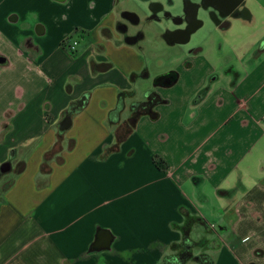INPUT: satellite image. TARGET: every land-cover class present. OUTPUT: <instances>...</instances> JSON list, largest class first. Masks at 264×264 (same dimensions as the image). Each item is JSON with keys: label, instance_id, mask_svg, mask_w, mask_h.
<instances>
[{"label": "crops", "instance_id": "1", "mask_svg": "<svg viewBox=\"0 0 264 264\" xmlns=\"http://www.w3.org/2000/svg\"><path fill=\"white\" fill-rule=\"evenodd\" d=\"M125 1L0 0V169L25 163L0 200V264H163L178 253L187 215L207 224L197 205L211 203L206 183L223 216L219 231L208 224L223 246L213 264H264V52L256 55L264 32H250L253 44L226 64L206 58L200 47L184 61L176 53L194 45L206 25L224 39L235 27L258 28L264 0H244L247 14L224 31L206 23L187 44L174 33L165 36L179 28L172 22L155 25L153 50L174 52L178 80L145 89L169 103L159 107L157 121L143 117L133 130L126 122L132 101L143 99V78L132 75L147 69L150 80L153 56L146 39L129 41L131 22L148 15V4L136 11ZM122 92L134 95L111 125ZM84 96L62 153L42 176L63 112ZM101 232L111 237L110 248L95 247Z\"/></svg>", "mask_w": 264, "mask_h": 264}, {"label": "rangeland", "instance_id": "2", "mask_svg": "<svg viewBox=\"0 0 264 264\" xmlns=\"http://www.w3.org/2000/svg\"><path fill=\"white\" fill-rule=\"evenodd\" d=\"M141 0H126L124 3V6L129 8L130 10H139L138 7H140ZM263 33L264 32V24L260 23V26L258 28H254L253 30L246 29L242 26L235 27L232 29L231 36L224 39L222 35H217L214 31V28L212 26H204L197 35L194 36L193 44L190 46H184L182 49L178 50L176 53H184V56L182 61H184L186 55L190 54V52L196 48H204L205 52L204 54L206 55V58L208 57L209 59H212L214 62H218L220 65L221 64H226L228 60L236 58L238 55V49L247 47L249 48L250 45L253 44L254 36H251L250 32H257ZM144 32L146 33V41L143 44L144 47H148L150 51H152V56L153 58L150 59V71L152 72V78L150 80L147 79H141L139 80V85H138V94L142 98L144 97V94L148 91H145L147 87H150L151 89L156 88L154 87V80L156 79L157 76L168 73L172 70V67H175L176 64H179L180 62H177L176 59L173 58L174 52H168L166 50V47H162L160 51H154L153 49L156 48L155 44V27L153 26H148ZM76 39L81 41L80 36H76ZM159 49V48H158ZM163 49V50H162ZM175 53V54H176ZM73 55L75 52L72 53ZM186 54V55H185ZM231 58V59H230ZM233 64H236V62H232ZM246 63V62H245ZM185 68L183 67V70ZM179 73V72H178ZM190 79V76H186V79ZM211 77L207 79L206 85L199 90L195 94L194 97H197L198 94L202 91V97H205V95L209 92V89L205 90L206 87L208 86V82ZM215 78V76H214ZM185 90L182 88L181 92H184ZM191 102H194V99H192ZM162 106V105H161ZM160 107V106H159ZM158 107V110H159ZM73 129V128H72ZM72 129H69L65 132H62V135L64 137V134L67 132H71ZM59 130V127H58ZM38 144V142H35L28 150L31 152L33 151L34 147ZM66 146H68V143H66ZM65 148V146H64ZM25 157H27L25 155ZM25 157H22V155L18 156L17 159H23ZM18 161V160H16ZM24 163V162H23ZM25 164V163H24ZM13 166V171L2 175L0 177V200L1 197L3 196L4 193V187L6 184L13 183V179L16 177V174L14 172L15 168L17 167V162H14L12 164ZM203 192L206 193L207 195H210L209 198L211 200V203L205 204L202 206L200 202L197 203L198 205V210L199 213L203 216V218L207 221V224H196L195 229L193 231L192 238L195 240H200L201 237H204L206 239L207 245L206 248H196L194 250L195 255H200L203 253V251H209L207 255L216 258L218 255V251L220 248H222V241L220 239V236H218V233H216L214 230L219 231V228L221 226V220H223L222 213L220 212V205L218 202H220V199L218 198L216 192H213V189L209 183H206V185L203 188ZM208 224H212L215 226L214 230L208 228ZM228 241V240H226ZM215 251V252H214ZM187 264H197L194 261H190Z\"/></svg>", "mask_w": 264, "mask_h": 264}, {"label": "trees", "instance_id": "3", "mask_svg": "<svg viewBox=\"0 0 264 264\" xmlns=\"http://www.w3.org/2000/svg\"><path fill=\"white\" fill-rule=\"evenodd\" d=\"M261 43V45H263ZM149 77V71L145 69L140 74H133L132 79H138L143 78L146 79ZM214 77H211L208 86L205 90L209 89V86L211 82L214 80ZM204 92V91H203ZM202 91L198 94V96L195 98V102L201 98H203L201 95L203 93ZM133 92H122L119 94L118 97V103L114 110H112L109 113L108 121L111 125H116L119 123L121 114L124 112L126 105H125V98L129 96H133ZM169 103L168 100L164 99L161 94L157 90H149L144 94V97L141 101H132L130 105V117L126 122V126L129 130L135 129L137 126L139 120L143 117H148L152 121H157L160 118V113L158 111V107L161 105H165ZM86 104V103H85ZM85 104L83 106H77L76 102L72 103L64 112L63 116H65L67 113L73 112V116L82 111V109L85 107ZM63 135L62 132H58L57 135V141L55 142L54 146L50 151H48L43 158V163L41 165L40 173L42 176H48L51 173V165L50 163L56 158L59 157L60 154L63 151ZM2 175H5L2 173L0 169V177ZM12 185V182L9 184H6L4 189L7 190ZM223 193L222 191L219 192ZM196 224H205L204 221L201 218L198 217H189L187 215V221L185 224L181 227V230L183 232V240L178 245V253L169 257H166L163 261V264H187L190 261H194L198 264H213L214 261L212 257H210L207 254H200L195 255L194 250L196 248H206L207 240L201 239L199 241H194L190 234L193 230V227ZM206 225V224H205Z\"/></svg>", "mask_w": 264, "mask_h": 264}, {"label": "flooded vegetation", "instance_id": "4", "mask_svg": "<svg viewBox=\"0 0 264 264\" xmlns=\"http://www.w3.org/2000/svg\"><path fill=\"white\" fill-rule=\"evenodd\" d=\"M181 1L182 4L177 3V0H141V2L147 3L154 13L149 11L148 15L144 19L134 18V20L131 22L134 34L131 35L129 41L133 43L142 42L145 40L143 39L144 30L148 26H164L169 25L170 22L179 28L174 32L168 31L165 36L170 33H174L175 35L182 36V39L186 41L187 37L185 35L195 27L196 23H198L191 19V16L195 10L194 3L200 4L202 7L206 8L209 13H212L218 25L215 26L213 23L212 24L219 28L220 31H224L225 27L227 28V26L229 27L233 18L247 14L246 11H243L242 8H239L241 0H199L194 2L193 0ZM155 12L158 14L160 24L149 21V17L155 16ZM198 17L200 20L204 21L203 25L208 22L211 23L207 18V14H202V12H200ZM127 30L129 31V28H126V31ZM194 51L195 50H192L190 53H195ZM263 52L264 44L258 47L256 55H259ZM234 76L236 77V72L234 73ZM9 163H11V165L13 164L11 161Z\"/></svg>", "mask_w": 264, "mask_h": 264}, {"label": "water", "instance_id": "5", "mask_svg": "<svg viewBox=\"0 0 264 264\" xmlns=\"http://www.w3.org/2000/svg\"><path fill=\"white\" fill-rule=\"evenodd\" d=\"M244 0H241L240 6L239 8L242 9H247L245 8V3L243 4ZM194 13L191 16V19L193 21H196L198 23H196L195 27L189 31L185 36L187 37V40L184 44H187L190 41L191 36L203 26L204 21L200 20L198 15L200 12H202V14H207V18L208 20L213 23L215 26L218 25V23L215 21V18L213 17L212 13H209L207 11L206 8L202 7L200 4H196L194 3ZM149 11L151 13H154V11H152V9L150 8V6H148ZM149 21L150 22H156L157 24H160V20L158 18V14L155 12V16H150L149 17ZM143 39H146V33H143ZM0 62H4L3 59L0 58ZM178 80V74L176 72H168L166 74H162L156 77V79L154 80V87L157 88H169L171 86H173ZM88 99V96H84L82 97L77 103L76 105L79 106H83L86 103V100ZM73 112L71 113H67L65 116H63L62 121L59 124V132H65L69 129H71L72 125H73ZM25 169V164L24 163H19L17 165V167L15 168L14 172L16 174H20L24 171ZM1 171L3 174H7L11 171H13L12 165L11 163L7 162L5 164H3L1 166ZM111 237H109V235L105 234L104 232H101L99 234V239L97 241L96 244V248L97 249H101V248H110L111 246Z\"/></svg>", "mask_w": 264, "mask_h": 264}, {"label": "built area", "instance_id": "6", "mask_svg": "<svg viewBox=\"0 0 264 264\" xmlns=\"http://www.w3.org/2000/svg\"><path fill=\"white\" fill-rule=\"evenodd\" d=\"M77 47H78V42L74 41L70 46H68V49L73 53L76 52Z\"/></svg>", "mask_w": 264, "mask_h": 264}]
</instances>
